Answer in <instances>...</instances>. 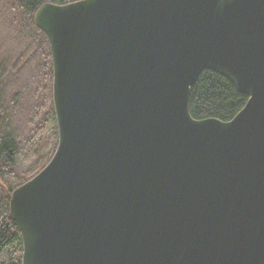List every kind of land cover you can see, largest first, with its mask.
<instances>
[{
    "label": "water",
    "instance_id": "1",
    "mask_svg": "<svg viewBox=\"0 0 264 264\" xmlns=\"http://www.w3.org/2000/svg\"><path fill=\"white\" fill-rule=\"evenodd\" d=\"M33 21L57 144L9 194L21 264H264V0H75ZM203 70L247 97L195 119Z\"/></svg>",
    "mask_w": 264,
    "mask_h": 264
},
{
    "label": "trees",
    "instance_id": "2",
    "mask_svg": "<svg viewBox=\"0 0 264 264\" xmlns=\"http://www.w3.org/2000/svg\"><path fill=\"white\" fill-rule=\"evenodd\" d=\"M72 1L75 0H4L2 11L8 17L7 24L20 35L25 32V36L33 43H30V54L33 57L38 54L42 61L36 67L34 77L36 79L37 75H41V84L29 95L31 101L28 100V106L22 103L26 86L9 95L6 92L9 70L7 63L0 61V264H21V236L9 213V194L47 163L57 144L49 45L44 33L35 26L33 14L43 3L62 5ZM246 99L226 78L213 71L203 70L190 89L189 112L195 119L214 117L227 121L243 107ZM17 111L25 113L20 122L15 117ZM10 121H14L19 128L10 131ZM29 160L33 161L36 170L22 178L20 173L28 172V169L21 170L19 166Z\"/></svg>",
    "mask_w": 264,
    "mask_h": 264
},
{
    "label": "rangeland",
    "instance_id": "3",
    "mask_svg": "<svg viewBox=\"0 0 264 264\" xmlns=\"http://www.w3.org/2000/svg\"><path fill=\"white\" fill-rule=\"evenodd\" d=\"M3 5L4 0H0V61H5L7 63V67L9 70L8 79L10 78L9 82H7L6 92L9 95L15 90H22V86H26L25 90H23L22 93V103L25 106H28L29 101H31V97L29 98V95L34 88L36 89L39 83L41 84V82L39 81L41 75H37L36 79H34V77L36 76L37 72L36 67L40 66L42 60L39 58L38 54H36V57H33L32 54H30V51L32 49L30 43L32 42L28 39L27 36H25V32H21L20 35L15 32V29L7 24L8 17L2 11V9L4 8ZM41 46L44 47V44H41ZM31 79L33 81H31ZM24 105H22V107ZM25 110H27V107L25 108ZM24 114L25 113L23 111H17L15 117L20 122V120L24 117ZM8 127L10 131H13L18 127V125L14 124V121H10ZM20 165L21 166L19 167L21 170L28 169V172L26 171L20 173L23 175L21 176L22 178L30 176L36 170L33 161L31 160L26 161Z\"/></svg>",
    "mask_w": 264,
    "mask_h": 264
}]
</instances>
